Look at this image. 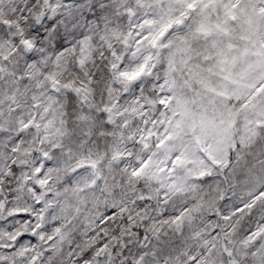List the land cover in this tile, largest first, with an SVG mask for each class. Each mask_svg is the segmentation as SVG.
Listing matches in <instances>:
<instances>
[{
	"label": "snow or ice",
	"instance_id": "snow-or-ice-1",
	"mask_svg": "<svg viewBox=\"0 0 264 264\" xmlns=\"http://www.w3.org/2000/svg\"><path fill=\"white\" fill-rule=\"evenodd\" d=\"M0 264H264V0H0Z\"/></svg>",
	"mask_w": 264,
	"mask_h": 264
}]
</instances>
